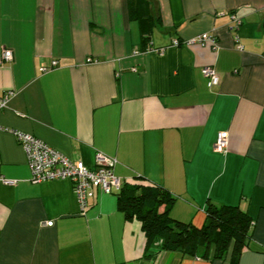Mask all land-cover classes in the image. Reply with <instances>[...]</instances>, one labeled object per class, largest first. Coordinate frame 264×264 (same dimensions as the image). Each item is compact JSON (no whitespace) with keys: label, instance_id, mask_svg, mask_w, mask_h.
Here are the masks:
<instances>
[{"label":"crops","instance_id":"0c3cea01","mask_svg":"<svg viewBox=\"0 0 264 264\" xmlns=\"http://www.w3.org/2000/svg\"><path fill=\"white\" fill-rule=\"evenodd\" d=\"M148 1L153 51L128 0H0V56L14 55L0 66V97L14 91L0 176L16 182H0V264H229L147 249L120 190L96 192L82 214L71 181H31L16 131L88 168L115 158L117 177L161 186L171 216L196 227L210 205L239 207L252 220L239 264H264V0ZM204 33L218 49L188 42ZM222 131L229 147L216 152Z\"/></svg>","mask_w":264,"mask_h":264},{"label":"trees","instance_id":"16d2710c","mask_svg":"<svg viewBox=\"0 0 264 264\" xmlns=\"http://www.w3.org/2000/svg\"><path fill=\"white\" fill-rule=\"evenodd\" d=\"M130 18L142 24V51L151 47L152 33L160 22L151 14L148 0H128ZM120 210L137 219L147 239V249L179 252L194 258L226 260L239 264L251 237L252 220L236 206L210 205L202 227L182 222L170 214L174 202L161 186L145 179L124 181L117 193Z\"/></svg>","mask_w":264,"mask_h":264},{"label":"built area","instance_id":"2783aa9c","mask_svg":"<svg viewBox=\"0 0 264 264\" xmlns=\"http://www.w3.org/2000/svg\"><path fill=\"white\" fill-rule=\"evenodd\" d=\"M236 26L241 25V19L235 18ZM190 44L211 45L213 49L219 48L216 36L204 33L190 41ZM173 45L178 46L180 42L174 40ZM241 49V46H237ZM148 49L147 51H153ZM157 52H164L165 49H156ZM14 58L11 50H5L0 56V66L5 62L12 61ZM58 61L53 60L50 66H42L41 72H48L58 66ZM203 75L210 80L212 86H218L220 76L210 67H205L202 71ZM14 91H7L0 97V114L8 107L10 99L13 97ZM15 137L23 147L29 167L31 169V181L33 183H43L52 180H69L73 184L76 193L80 212L84 214L89 206V201L94 198L96 192L101 191L109 194L119 191L122 187L123 180L117 177L113 170L117 164V160L106 155H98L94 168H88L81 161L70 159L63 153L52 148L42 140L23 132H14ZM229 147V134L226 131L218 133L217 140L214 145L216 152H226ZM0 182L5 185H15V181L7 180L0 176ZM47 225L52 226L53 222Z\"/></svg>","mask_w":264,"mask_h":264}]
</instances>
